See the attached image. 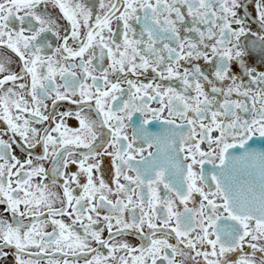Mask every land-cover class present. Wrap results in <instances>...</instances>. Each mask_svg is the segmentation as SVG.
Segmentation results:
<instances>
[{
	"label": "snow or ice",
	"instance_id": "snow-or-ice-1",
	"mask_svg": "<svg viewBox=\"0 0 264 264\" xmlns=\"http://www.w3.org/2000/svg\"><path fill=\"white\" fill-rule=\"evenodd\" d=\"M0 125V260L264 264V0H0Z\"/></svg>",
	"mask_w": 264,
	"mask_h": 264
},
{
	"label": "flooded vegetation",
	"instance_id": "flooded-vegetation-1",
	"mask_svg": "<svg viewBox=\"0 0 264 264\" xmlns=\"http://www.w3.org/2000/svg\"><path fill=\"white\" fill-rule=\"evenodd\" d=\"M125 87H126V85H125ZM153 106H155V105H153ZM165 115H166V113H165ZM0 126H2V125H0ZM5 139H7V137H5ZM45 166L48 167L47 164H46ZM48 230H51V229L49 228ZM105 236H107V233H105ZM131 242H132V243H137V241H135V240H132ZM104 251H106V250H104ZM56 258H57V259H62L59 255H57ZM47 259H48L47 257H44V258L41 260V264H47ZM0 264H8V261L0 260ZM80 264H83V261H82V260L80 261Z\"/></svg>",
	"mask_w": 264,
	"mask_h": 264
}]
</instances>
